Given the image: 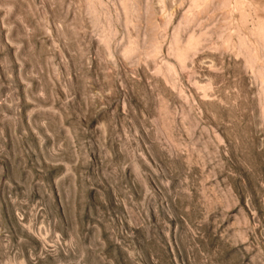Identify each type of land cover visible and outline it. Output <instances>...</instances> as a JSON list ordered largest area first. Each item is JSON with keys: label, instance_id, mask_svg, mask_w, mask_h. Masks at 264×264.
<instances>
[{"label": "rangeland", "instance_id": "obj_1", "mask_svg": "<svg viewBox=\"0 0 264 264\" xmlns=\"http://www.w3.org/2000/svg\"><path fill=\"white\" fill-rule=\"evenodd\" d=\"M0 264H264V0H0Z\"/></svg>", "mask_w": 264, "mask_h": 264}]
</instances>
